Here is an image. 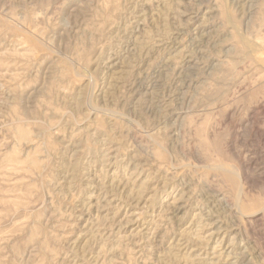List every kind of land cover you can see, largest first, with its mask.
I'll list each match as a JSON object with an SVG mask.
<instances>
[{
	"label": "rangeland",
	"instance_id": "1",
	"mask_svg": "<svg viewBox=\"0 0 264 264\" xmlns=\"http://www.w3.org/2000/svg\"><path fill=\"white\" fill-rule=\"evenodd\" d=\"M0 264H264V0H0Z\"/></svg>",
	"mask_w": 264,
	"mask_h": 264
}]
</instances>
